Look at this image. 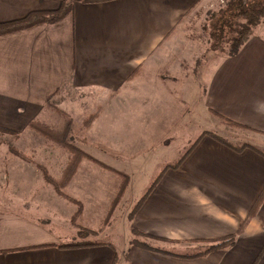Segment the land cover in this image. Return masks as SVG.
Wrapping results in <instances>:
<instances>
[{
  "label": "crops",
  "instance_id": "crops-1",
  "mask_svg": "<svg viewBox=\"0 0 264 264\" xmlns=\"http://www.w3.org/2000/svg\"><path fill=\"white\" fill-rule=\"evenodd\" d=\"M211 1L74 0L72 10L56 22L0 34V128L4 130L0 131L19 139L35 137L29 123L43 121L51 114L49 101L54 104L62 100V93L75 90L106 94L101 114L108 122L119 111H127L126 136L112 133L115 139L121 135L116 140L122 143L129 142L131 134H146L155 144L144 145V155L167 139L196 133L190 148L163 166L144 192L128 220L131 237L127 243L122 239V250L106 241L64 248L60 245L66 243L57 234L41 226L39 219L29 218L33 215L6 213L0 216V264H264V197L249 216L264 188V20L237 53L213 52L197 92L194 77L171 79L183 84L186 101L162 104L163 94L169 95L165 77L155 82L147 78L166 39L197 6ZM60 6L59 0H0V24ZM140 90L150 93L151 99L138 96ZM109 96L113 100L107 101ZM157 96L160 101H155ZM192 99L195 102L189 103ZM60 101L57 106L62 108ZM136 104L149 118L160 106L171 107L177 115L164 122L161 113V120L144 124V132L137 123L146 119H132L130 110ZM213 111L252 128L244 137L250 141L243 140L249 146L235 148L211 137L197 119L221 121ZM107 136L105 132L99 138L107 144L97 145L98 149L112 150V136ZM92 139L82 144L98 143V137ZM132 228L174 247L158 245L163 251H157L131 244ZM232 234H236L233 246L201 257H181L177 254L185 251L175 250Z\"/></svg>",
  "mask_w": 264,
  "mask_h": 264
},
{
  "label": "rangeland",
  "instance_id": "rangeland-1",
  "mask_svg": "<svg viewBox=\"0 0 264 264\" xmlns=\"http://www.w3.org/2000/svg\"><path fill=\"white\" fill-rule=\"evenodd\" d=\"M229 1L231 0H214L197 6L161 46L158 52L159 58L147 78L155 82L156 79L165 77L164 85L169 95L163 94L162 104L179 103L180 99L186 101L187 93L182 88L183 84L170 82L171 79L190 80L192 76L195 80V85L192 84L193 91L197 92L199 89L197 84H201L204 65H207L208 60L211 62L215 55L213 52L227 54L224 50H214L210 46L214 39L213 35L217 32V25H220L219 18ZM234 35L229 33L225 41ZM221 46L227 48L229 43L222 41ZM138 92V96L151 99L150 93L147 94L143 90ZM106 96L101 92L85 93L67 90L62 93L61 101L57 99L54 104L49 101L50 109H47L51 114H47V118L43 121L57 129L66 130L67 137L71 138L75 145L97 160L95 162L82 158L74 174L63 187V171L70 156L68 151L36 132L35 137L28 135L19 139L17 135L0 131V216L6 213H18L26 217L33 215L29 218L39 219L42 222L41 226L49 228L51 234H57L66 244L106 241L114 244L118 250H122V239L124 238L127 243V239L131 237L127 215L142 198L163 166L178 160L190 148L192 138H195L193 135L196 133L193 135L189 133L184 137L180 135L172 140L167 139L158 143L151 153L144 155L142 150L148 145L155 144L154 141L148 142L145 138L146 134L142 135L139 132L136 136L129 135V142L122 143L116 140L121 138V135H117L119 137L115 139L112 131L115 134H123V120L127 111H119L114 120L108 122L109 118L101 114ZM159 96L155 101L161 100ZM113 98L109 96L107 101ZM59 101L62 108L57 106ZM194 102L192 99L189 103ZM157 108L159 110L153 111L154 114L157 112L156 116L152 113V118H149L144 115V110L139 104L131 107L130 112L134 114L132 119L138 120L140 117L146 119L143 123H137L138 129L146 128L144 124L152 125L151 122L161 120V113L164 115V122L169 121L170 116L177 115L171 107L168 110H164L167 108L165 106ZM183 120L184 118L180 124H183ZM197 120L205 127L204 129L208 130L207 133L214 131L232 144L247 143L243 140L247 136L246 132H250L248 129L227 123L222 118L221 121L217 119L216 122L213 118ZM143 131L145 132L144 129ZM105 132L109 135L107 137L113 135L112 150L107 149L108 146L102 148L103 150L97 147V145L104 147L107 144L99 139ZM90 137L91 140L98 137L95 141L99 144L83 145L86 141H90ZM245 140L250 141V139ZM144 145L147 146L143 147ZM113 149L122 150L123 153L114 152ZM138 152L142 154L137 155ZM98 160L103 164H99ZM104 164L125 174L128 173V185L122 194H118L122 174ZM46 178L54 180L49 183ZM69 198H74L76 201ZM113 202L116 203L113 205ZM135 237L153 246L174 247L172 243L166 241L139 235ZM185 246L186 244H183L174 249L181 252L197 247Z\"/></svg>",
  "mask_w": 264,
  "mask_h": 264
},
{
  "label": "trees",
  "instance_id": "trees-1",
  "mask_svg": "<svg viewBox=\"0 0 264 264\" xmlns=\"http://www.w3.org/2000/svg\"><path fill=\"white\" fill-rule=\"evenodd\" d=\"M61 2V6L58 10L53 12H32L28 14L24 19L19 21H13L10 23H2L0 24V34L7 33L14 30H20L24 28H28L37 23H52L60 20L61 18L65 17L73 7V1L68 0H59ZM82 2H98V1H105V0H80ZM264 18V0H231L227 3L226 8L222 11L221 17L219 18L220 25H217V32L214 34V39L211 43V48L214 50H224L229 55H233L237 53L240 46L248 39L250 34L253 31V28L259 24L262 19ZM243 20V21H242ZM229 33H234L235 35L228 38V41H225L226 37H228ZM229 43V46L222 47L221 44ZM216 115L222 118V120L226 121L227 123H231L235 126H238L243 129L252 130V128L243 125L241 123L232 121L225 117H222L215 111H213ZM29 128L32 129L34 132L43 135L45 138L51 140L55 144L61 146L66 151L70 153L69 160L66 163V167L63 171L64 180H62V187L65 185L67 180L74 174L75 169L77 168L80 160L82 158L91 159L92 161L97 162L93 157H91L88 153L84 150L79 148L77 145L74 144L71 138L67 137V131H63L61 129H57L52 127L50 124L46 123L45 121H41L39 119H35L29 123ZM0 130H2L0 128ZM4 131V130H2ZM7 132V131H5ZM211 137L215 138L216 140L224 143L229 144L235 148H242L243 146H249L247 143L243 144H232L227 139L219 136L214 131L208 133ZM69 138V139H67ZM19 153H17L18 155ZM21 157L26 158L25 156L21 155ZM180 163V161H179ZM179 163L175 164L177 166ZM99 164H101L99 162ZM122 174V178L119 184L118 194H122L124 189L128 185L129 177L125 173ZM123 179V180H122ZM46 180L50 183L54 179L46 178ZM59 189V187H56ZM117 199V196H115ZM264 197V188L260 195L258 196L252 210L250 211L249 216L254 212L256 207L259 205L261 199ZM72 201L75 200L74 198H69ZM115 199V198H114ZM76 201V200H75ZM142 202V198L134 205V208L129 212L128 219L132 218L133 213L138 209L139 205ZM116 202H113V205ZM249 218V217H248ZM248 219H246L242 226L239 228V231H242L247 223ZM133 237L130 240L131 244H134L138 247L150 249V250H157L163 251L161 248L156 246L150 245L147 242L138 239L135 235H139L140 237L150 238V239H157L146 235L134 228L131 229ZM159 240V239H158ZM236 240V234L228 235L226 237H221L214 240H208L202 242L199 246L186 250L182 254H177L178 256L185 257V258H197L204 256L210 252L217 251V250H225L230 248L234 245ZM98 243H68L62 244L61 247L68 248V247H76V246H86V245H95ZM166 252V251H165ZM169 253V252H168ZM172 253V252H170Z\"/></svg>",
  "mask_w": 264,
  "mask_h": 264
}]
</instances>
